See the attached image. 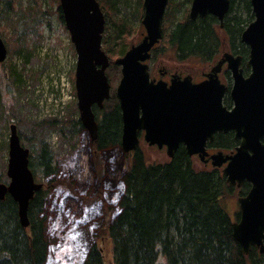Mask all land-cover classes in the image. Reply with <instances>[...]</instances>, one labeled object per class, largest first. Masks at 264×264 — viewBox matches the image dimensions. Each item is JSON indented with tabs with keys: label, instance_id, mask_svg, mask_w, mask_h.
Returning a JSON list of instances; mask_svg holds the SVG:
<instances>
[{
	"label": "trees",
	"instance_id": "obj_1",
	"mask_svg": "<svg viewBox=\"0 0 264 264\" xmlns=\"http://www.w3.org/2000/svg\"><path fill=\"white\" fill-rule=\"evenodd\" d=\"M99 1L104 10L117 15L120 1L125 7L130 6L126 0ZM188 1L169 3L166 39L180 56L212 60L221 45L217 30L220 22L211 15L192 20ZM59 11L64 21L61 7ZM143 11L141 1L137 11L141 17ZM114 16L106 14L110 36L116 34L117 39L125 32L129 34L127 16L119 21ZM108 19L113 23L112 29ZM253 20L251 0H231L222 30L236 50L247 56L249 48L242 43L241 35ZM230 103L228 97L226 104ZM94 110L98 137L89 144L92 150L103 153L107 161L105 176L96 184L81 185L77 197L61 189L52 193L60 184L62 172L48 148L42 147L38 155L41 173H35L30 163L36 179L45 183L30 201V226H22L18 203L12 196L8 194L0 200V264H57L55 250L67 235L75 240L80 255L73 264H110L103 244L96 241L98 227L107 220L105 229L114 251L111 264H158L161 257L166 258L167 264L263 263L264 255L256 247L246 255L233 236L232 219L223 204V197L232 188L223 173L218 169H197L184 146L169 161L152 163L139 148L124 170L123 158L129 154L121 145L120 105L116 103L102 116L101 109ZM58 125L65 132V125ZM67 129L76 131L81 139L86 132L80 119ZM235 143L230 132L217 134L210 145L231 148ZM249 189L250 184L245 183L242 194Z\"/></svg>",
	"mask_w": 264,
	"mask_h": 264
},
{
	"label": "water",
	"instance_id": "obj_2",
	"mask_svg": "<svg viewBox=\"0 0 264 264\" xmlns=\"http://www.w3.org/2000/svg\"><path fill=\"white\" fill-rule=\"evenodd\" d=\"M64 21L77 52L76 90L80 119L91 139L98 137L99 125L94 105L103 108L110 98L111 83L107 69L111 60L103 49L106 16L99 0H60ZM169 0H144L142 23L147 34L138 44L115 60L121 66L122 77L116 96L122 114V148L128 153L139 146V133L160 147L167 145L168 155L184 144L189 155L209 156L208 141L218 132H235L240 140L237 152L222 151L211 156L214 166L224 169L230 186L251 184L247 195L239 198L240 218L233 223V236L245 254L252 246L264 253V0H251L255 19L242 32L241 41L249 46L245 76L240 56L225 53L208 79L193 83L192 77L174 78L172 84L150 78L146 63L151 50L163 37V21ZM231 8V0H193L190 17H217L221 26ZM8 48L0 36V62ZM228 62L234 79L231 88L223 84L218 72ZM229 92L231 108L224 104ZM30 149L25 147L17 130L11 125L9 140V183L0 182V200L10 194L19 205L22 226L30 225L29 206L43 183L35 180L30 168Z\"/></svg>",
	"mask_w": 264,
	"mask_h": 264
},
{
	"label": "rangeland",
	"instance_id": "obj_3",
	"mask_svg": "<svg viewBox=\"0 0 264 264\" xmlns=\"http://www.w3.org/2000/svg\"><path fill=\"white\" fill-rule=\"evenodd\" d=\"M126 1H129L130 6L125 7V3L120 1L118 15L105 8V13L115 15L118 21L126 15L130 32H125L116 39V34L110 36L112 31L109 28L103 37V47L113 64L107 70L111 97L105 102L100 116L119 103L116 91L122 72L121 66L115 65L114 61L133 43H139L141 33L145 30L141 23L142 17L137 12L143 0ZM59 7L60 0H0V35L8 47L7 59L0 63V181L10 182L7 174L9 138L11 124L14 123L23 145L31 149L35 173H41L38 155L44 146L48 148L53 162L60 167V184L52 193L61 189L64 193L77 197L81 185H93L103 179L107 161L102 152L92 150L88 130L81 139L76 131L67 129L80 119L75 85L77 52L70 32L60 17ZM108 23L112 29L111 19H108ZM166 25L164 38L156 53L160 58L177 61L175 49L166 39L170 27L167 22ZM217 30L220 37L223 36L219 26ZM218 53L219 51L213 58ZM158 62L153 65L154 68ZM189 63L197 79L199 70L212 66V62L201 60L197 56H191ZM58 124L65 125V132H61ZM214 148L211 147L209 151L217 152ZM140 149L150 163L170 160L165 147L160 149L143 142ZM130 158L131 155L123 158L124 170L127 169ZM192 160L199 170L213 169L211 164L206 165L199 157L194 156ZM243 185L232 187L231 192L223 197V204L233 221L240 216L239 198L244 195ZM83 199L89 200L84 196ZM107 222L108 220L98 227L96 241L103 244L106 258L111 264L114 251L105 229ZM62 239L55 250L54 260H57V264H73L74 260L80 259L75 240L68 235ZM158 264H167L166 258L161 257Z\"/></svg>",
	"mask_w": 264,
	"mask_h": 264
},
{
	"label": "flooded vegetation",
	"instance_id": "obj_4",
	"mask_svg": "<svg viewBox=\"0 0 264 264\" xmlns=\"http://www.w3.org/2000/svg\"><path fill=\"white\" fill-rule=\"evenodd\" d=\"M171 2V0H170ZM192 0L188 1V8H189V14H190V6H191ZM197 18H202L200 16H198ZM196 18V19H197ZM194 20V19H192ZM159 45V44H158ZM158 45L155 46V50L154 53L152 54L151 58L148 60L149 66H150V72H151V76L152 79L155 82H158L160 80L168 83V85L172 84V81L174 78L177 79H184L186 77H193L194 82H201L203 80H205L207 78V74L210 73V71L212 70L213 67L216 66V63L218 62L217 60H212V66L205 69H201L199 70V77L197 79V77H195V75L193 74V71H191V64L189 63L190 60V55L185 54L183 56H180L179 51L177 50V48L175 46H173V48L175 49L176 52V60L177 61H173L171 59L168 58H160L156 53ZM229 47L232 51V43L229 41V39H227L226 42H223L221 48H220V52L225 51L227 48ZM202 60V58H201ZM153 61V63H152ZM158 62V65L154 68L153 65L156 64ZM202 67V66H201ZM242 67L244 69V71H248V67L244 64H242ZM219 76L222 78V80H224V82L226 83H231V73L227 67V64H224L219 72ZM235 139V138H234ZM140 140L141 143L145 142L146 140H144V132L140 133ZM235 146L228 148L226 146H220V147H215L214 149L217 150H223L226 154H230L232 153V151L235 150L236 145L238 144V141L235 139ZM153 147H157V145L153 146ZM223 147V148H222ZM211 152V151H210ZM213 153V152H211ZM197 157V156H195ZM206 165H209L211 163V160H209L208 162H205ZM227 163L223 164L221 167H216L221 173H223V167L226 166Z\"/></svg>",
	"mask_w": 264,
	"mask_h": 264
},
{
	"label": "bare ground",
	"instance_id": "obj_5",
	"mask_svg": "<svg viewBox=\"0 0 264 264\" xmlns=\"http://www.w3.org/2000/svg\"><path fill=\"white\" fill-rule=\"evenodd\" d=\"M225 53H230V54H232L235 58L238 57V56L242 57V58H241V63L247 66V63H248L249 57H248L247 55H245V54L240 53L238 50H236V47L234 46V44H232V51H231V49H230L229 47H227V49H226L225 51H222V52H219V53H218L216 59L221 60V58L223 57V55H224ZM97 122H98V120H97ZM98 125H99V123H98ZM98 130H99V129H98Z\"/></svg>",
	"mask_w": 264,
	"mask_h": 264
}]
</instances>
